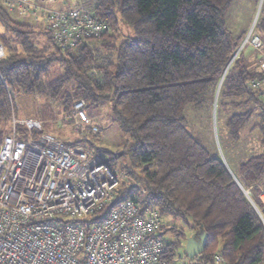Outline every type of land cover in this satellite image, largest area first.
Listing matches in <instances>:
<instances>
[{"label":"trees","instance_id":"trees-1","mask_svg":"<svg viewBox=\"0 0 264 264\" xmlns=\"http://www.w3.org/2000/svg\"><path fill=\"white\" fill-rule=\"evenodd\" d=\"M88 1L93 16L107 21L112 34L89 38L67 51L54 46L37 21L19 20L0 7L6 28L1 33L0 27V42L10 50L0 62V98L6 97L4 80L15 96L60 100L65 112L77 100L85 102L86 110L109 106L113 121L128 137L116 153L96 147L88 131L82 140L68 144L96 155L113 154L108 162L119 159L120 164L111 166L146 192L141 196L122 181L113 200L84 226L134 200L142 209L154 208L163 218L182 221L198 243L206 235L199 255L185 254L190 261L213 264L212 256L219 251L228 264H263L264 229L244 191L250 190L261 209L264 153L238 164L237 175L194 138L184 116L188 106L207 104L211 110L213 105L232 144L252 126L264 146V104L250 88L258 75L243 50L229 66L248 32L234 36L227 29L225 13L231 0ZM124 27L133 35L123 37ZM254 32L264 38V0ZM40 36L48 45L40 44ZM54 66L61 74L50 79ZM91 70L99 72V80L88 76ZM229 109L232 113L227 115ZM7 111L0 109V123L8 122ZM4 135L0 131V141ZM167 233L174 239H165ZM159 236L166 242L163 258L173 261L184 231L165 223Z\"/></svg>","mask_w":264,"mask_h":264},{"label":"built area","instance_id":"built-area-1","mask_svg":"<svg viewBox=\"0 0 264 264\" xmlns=\"http://www.w3.org/2000/svg\"><path fill=\"white\" fill-rule=\"evenodd\" d=\"M0 7L42 24L54 46L64 51L111 28L93 16L88 0H0ZM254 27L229 66L244 48L253 49L258 78L250 88L264 104V38ZM8 57V47L0 42V62ZM88 76L100 79L97 70ZM2 83L6 97L0 98V109L7 108L11 127L0 141V264H174L163 258L166 242L159 234L165 223L154 208L142 209L127 200L97 223L84 226L113 200L121 180L141 196L145 189L113 168L105 155L69 146L43 132L39 120H17V98ZM64 120L75 132L99 133L83 100L73 103ZM244 194L264 229V190L258 195L261 209L248 190ZM212 258L213 264H228L219 251Z\"/></svg>","mask_w":264,"mask_h":264},{"label":"rangeland","instance_id":"rangeland-1","mask_svg":"<svg viewBox=\"0 0 264 264\" xmlns=\"http://www.w3.org/2000/svg\"><path fill=\"white\" fill-rule=\"evenodd\" d=\"M256 1L258 2L257 5H255L257 3ZM262 3L263 0H231L225 13L226 26L230 33H232L234 36L238 35L239 32L246 26V24L250 22V19L253 16L252 14L254 13V9L256 10L255 17L257 16V13L259 14ZM19 20L25 19L19 18ZM26 20L29 23L37 24V22L32 19ZM39 25L40 27H43L42 24ZM251 26L249 27V29L251 28ZM0 27H2L1 33L5 32L6 28L2 24L1 20ZM111 30L112 28H110L109 33L112 34ZM122 32L123 37L133 35L132 30L128 27H124L122 29ZM119 34L122 33L119 32ZM119 34L116 33L115 35L120 40L121 35ZM38 39L41 45H48L47 40L44 36H40ZM243 51L246 56H248L247 59H249V62L252 63V66H254L255 68L257 65V59L253 49L250 47H246ZM99 54L101 56L104 55L100 50ZM60 74L61 72L56 66H54L51 69L48 78L54 79ZM16 98L17 120H39L42 123L43 132L50 134L58 140L67 144L82 140L83 136L87 134L86 131H84V133L75 132L71 124L65 122L64 119H66L69 112L64 111L62 101H52L47 97L26 94H19L16 96ZM228 111L229 112H227V115H230L232 113V110L229 109ZM87 112L89 117L92 119L93 125H96L99 130L97 136H88V139L96 147L108 150L111 153H116L123 150L128 137L121 132L117 123L113 121V118L109 111V106H99L95 109H89L87 110ZM184 116L186 119L187 127L194 138L202 144V146L211 156H217L221 160L223 159L226 164H228V166L232 169V171L237 175L239 174L238 164L244 162L251 156H256L264 153V146L260 145V140H258L257 136L255 135L257 132L252 131V126L245 129V131L243 132V137L240 141H238L235 145L232 144L229 140V137L226 135L220 111L219 114H216L213 105L211 110L209 109V105L207 104L198 109L194 108L193 106H188L185 109ZM10 127V121L6 123H0V131L4 132L5 134L9 133ZM111 153L108 155H104L108 158H112L113 154ZM109 163L116 164L118 166L120 164V160L115 159L110 161ZM120 183H122V180L120 181ZM261 190H264V188L261 187ZM248 192H250V190H248ZM164 223L169 224L170 226L174 225V227H176L178 230L184 231L185 238L181 240V245L175 253L173 263L187 264L189 260L185 255L187 250L186 245L189 244L192 239V231L188 229V226L180 220L174 221L171 218H167ZM163 236L165 239H174L171 233L163 234Z\"/></svg>","mask_w":264,"mask_h":264},{"label":"water","instance_id":"water-1","mask_svg":"<svg viewBox=\"0 0 264 264\" xmlns=\"http://www.w3.org/2000/svg\"><path fill=\"white\" fill-rule=\"evenodd\" d=\"M257 16H258V13H257ZM257 16L255 17V19H254L252 25L256 22V20H257ZM226 70H227V69H226ZM225 72H226V71H225ZM225 72H224V74H223V76H222V78H221V81L223 80V77H224V75H225ZM221 81L219 82V86H220V84H221ZM219 86H218V89H217L216 94H215V99H214L215 102H216V99H217ZM215 102H214V103H215ZM222 161H223V163H225L223 159H222ZM225 164H226V163H225ZM205 242H206V235H204V236L202 237V239H201V243H200L199 245H196V244H193V243L189 244V245L187 246V256H188V258H193V257L199 255V254L202 252V250H203V247H204V245H205Z\"/></svg>","mask_w":264,"mask_h":264},{"label":"crops","instance_id":"crops-1","mask_svg":"<svg viewBox=\"0 0 264 264\" xmlns=\"http://www.w3.org/2000/svg\"><path fill=\"white\" fill-rule=\"evenodd\" d=\"M70 2L73 4V3L76 2V0H70ZM256 2H257V1H256ZM257 4H258V2H257L255 5H257ZM254 10H255V9H254ZM13 14H14V13H13ZM14 15L18 16L17 14H14ZM252 15H254V16H252V17H253V18H251L252 20L250 19L251 23L253 22L256 13H254V14H252ZM18 17L20 18V16H18ZM21 18H22V17H21ZM24 19H31V18H24ZM32 20H33V19H32ZM249 23H250V22H249ZM249 23H247L246 26H245L240 32L245 31V30L247 31V30L249 29V27H250V26H249ZM250 25H251V24H250ZM240 32H239V34H240ZM239 34H238V35H239ZM163 219H164V222H165V220H166L167 218H166V219L163 218ZM191 243L196 244V245H199V244H200V243L197 242L196 239H194V236H192V239H191V241L189 242V244H191ZM189 244L186 245V249H187V246H188ZM186 254H187V250H186Z\"/></svg>","mask_w":264,"mask_h":264},{"label":"bare ground","instance_id":"bare-ground-1","mask_svg":"<svg viewBox=\"0 0 264 264\" xmlns=\"http://www.w3.org/2000/svg\"><path fill=\"white\" fill-rule=\"evenodd\" d=\"M225 162V161H224Z\"/></svg>","mask_w":264,"mask_h":264}]
</instances>
